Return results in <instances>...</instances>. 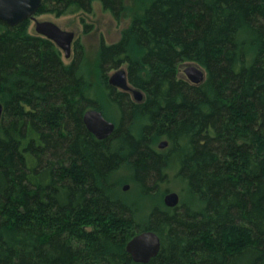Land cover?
Returning a JSON list of instances; mask_svg holds the SVG:
<instances>
[{"label": "trees", "instance_id": "trees-1", "mask_svg": "<svg viewBox=\"0 0 264 264\" xmlns=\"http://www.w3.org/2000/svg\"><path fill=\"white\" fill-rule=\"evenodd\" d=\"M95 1L116 21L130 13L99 44L98 87L78 40L66 64L29 20L0 21V264H140L126 245L143 231L160 240L146 264H264V0H41L37 15ZM185 63L201 83L180 74ZM120 68L141 104L108 86ZM89 109L116 124L107 139L85 128ZM170 183L174 208L159 189Z\"/></svg>", "mask_w": 264, "mask_h": 264}, {"label": "water", "instance_id": "water-1", "mask_svg": "<svg viewBox=\"0 0 264 264\" xmlns=\"http://www.w3.org/2000/svg\"><path fill=\"white\" fill-rule=\"evenodd\" d=\"M41 0H0V21L10 27H14L26 20L34 23L35 34L52 41L62 52L64 59H69L72 52L74 33L59 28L50 21H38L35 16L39 11ZM183 74L192 84H199L204 80V72L198 66L188 63L184 64ZM108 86L123 92H130L136 100H140L142 94L134 90L127 82L126 72L120 68L112 72L107 78ZM2 105L0 104V121L2 116ZM87 131L97 140L107 139L115 130V125L108 121L100 111L96 109L87 110L82 118ZM166 141H161L158 148L163 149ZM128 189L124 185L122 190ZM163 204L168 208H174L179 204V196L176 192L166 193ZM160 250L159 237L152 231H143L136 234L126 245V252L135 263L146 264L157 256Z\"/></svg>", "mask_w": 264, "mask_h": 264}, {"label": "rangeland", "instance_id": "rangeland-1", "mask_svg": "<svg viewBox=\"0 0 264 264\" xmlns=\"http://www.w3.org/2000/svg\"><path fill=\"white\" fill-rule=\"evenodd\" d=\"M126 5L131 6L132 1L126 0ZM38 21H50L56 24L59 28L65 31H70L74 33V40H78L85 51L84 54V62H83V71L87 78H90L91 81L94 82V85L97 86V79L95 78V64H96V55L99 48L100 42H104L105 44H111L116 42L120 37V32L125 29L130 22V13L126 16H122L119 21H116L108 12L103 11L99 2L95 1L92 3V11L91 13H76L72 15H66L59 18L54 17L49 14H41L35 16ZM83 20V22H82ZM85 25L91 26L90 29L85 33ZM29 32L31 34H35L34 31V23L31 21L29 25ZM72 54L69 59H64L63 61L67 64L71 61ZM188 64V63H185ZM185 65H181L180 74L184 76L183 69ZM113 71L109 72L111 74ZM185 77V76H184ZM98 87V86H97ZM92 98L95 100H101L104 105V113L107 118L113 120L118 118L117 109L115 106L111 104H107L104 101V92L101 88H95L94 91L91 92ZM162 141V140H161ZM127 172L124 174L121 173L117 175L116 179L121 180L122 177L127 176ZM124 185H128V189L122 192H127L126 198L135 203H139L142 205L141 212L145 211V207L147 206L145 202H142V197L140 196L139 189L132 184V182L121 184V189ZM163 194L165 195L167 192H176L178 188L174 185V183L163 184L159 188ZM163 195V197H164ZM163 200V198H162ZM151 201V205L153 201Z\"/></svg>", "mask_w": 264, "mask_h": 264}, {"label": "flooded vegetation", "instance_id": "flooded-vegetation-1", "mask_svg": "<svg viewBox=\"0 0 264 264\" xmlns=\"http://www.w3.org/2000/svg\"><path fill=\"white\" fill-rule=\"evenodd\" d=\"M75 41V40H74ZM74 41H73V43H74ZM73 45V44H72ZM113 72L115 71V70H112ZM111 72V71H110ZM110 74H108V76H109ZM115 90H117V89H115ZM121 92H123V91H121ZM124 96H129V97H131L132 98V101L133 102H135V103H137V104H141L142 103V98L143 97H141V99L140 100H136L134 97H133V95L130 93V92H125L124 94H123ZM97 110V109H96ZM99 111V110H98ZM101 112V111H100ZM102 113V112H101ZM103 115V114H102ZM104 116V115H103ZM105 117V116H104ZM107 119V118H106ZM108 120V119H107ZM108 121H110V120H108ZM110 122H112V121H110ZM114 125H115V128H116V124L114 123V122H112ZM160 149V148H159ZM168 193V192H167Z\"/></svg>", "mask_w": 264, "mask_h": 264}]
</instances>
